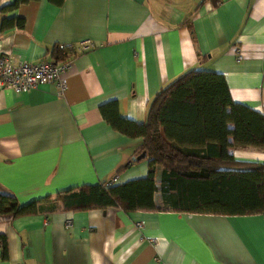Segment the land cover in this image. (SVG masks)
<instances>
[{
    "label": "crops",
    "instance_id": "crops-1",
    "mask_svg": "<svg viewBox=\"0 0 264 264\" xmlns=\"http://www.w3.org/2000/svg\"><path fill=\"white\" fill-rule=\"evenodd\" d=\"M198 1L31 0L0 11L23 20L0 30V54L14 62H51L54 45L94 44L69 58L61 95L53 82L18 93L0 82V193L25 204L144 176L145 155L130 160L140 138L109 126L99 107L114 102L120 117L140 123L153 94L190 68L222 74L233 101L264 114V0ZM230 153L264 164V146ZM159 171L154 165L155 184ZM153 200L158 210L55 202L51 211L0 215V264H264L260 213L159 207L157 190Z\"/></svg>",
    "mask_w": 264,
    "mask_h": 264
},
{
    "label": "trees",
    "instance_id": "trees-1",
    "mask_svg": "<svg viewBox=\"0 0 264 264\" xmlns=\"http://www.w3.org/2000/svg\"><path fill=\"white\" fill-rule=\"evenodd\" d=\"M28 1L11 0L0 11ZM204 1L199 0L196 7ZM208 1L214 6L220 0ZM22 22L21 17H2L0 30L21 28ZM74 52L73 45L60 44L48 54L51 63H57L73 57ZM99 110L113 129L140 138L135 153L145 152V175L123 182L79 185L25 204H18L12 194L0 193V215L15 218L51 211L55 202L61 209L72 210L106 206L123 211L158 210L153 200L156 190L159 207L222 214L264 211V164L239 160L230 153L235 146H264V114L233 101L222 74L199 68L182 72L153 94L140 123L120 117L114 102L100 105ZM154 165L160 166L157 184ZM5 257V236L0 234V258Z\"/></svg>",
    "mask_w": 264,
    "mask_h": 264
},
{
    "label": "built area",
    "instance_id": "built-area-1",
    "mask_svg": "<svg viewBox=\"0 0 264 264\" xmlns=\"http://www.w3.org/2000/svg\"><path fill=\"white\" fill-rule=\"evenodd\" d=\"M70 46V44H62ZM91 40L85 39L74 44V50L79 52L92 47ZM70 59L59 63L45 61L28 62L24 60L12 61L8 54H0V82L11 88L14 93L30 90L40 83L53 82L56 92L61 95L66 87L63 72L70 64ZM112 177L108 183H114ZM264 219V211L260 213ZM139 226V223H136Z\"/></svg>",
    "mask_w": 264,
    "mask_h": 264
},
{
    "label": "water",
    "instance_id": "water-1",
    "mask_svg": "<svg viewBox=\"0 0 264 264\" xmlns=\"http://www.w3.org/2000/svg\"><path fill=\"white\" fill-rule=\"evenodd\" d=\"M145 155V152L144 151H140L138 154H136L135 156H132L130 158V160H136V159H140L142 158L143 156Z\"/></svg>",
    "mask_w": 264,
    "mask_h": 264
}]
</instances>
